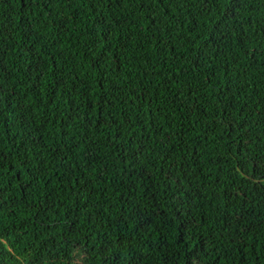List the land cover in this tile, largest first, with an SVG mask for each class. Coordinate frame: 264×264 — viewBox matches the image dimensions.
Here are the masks:
<instances>
[{
	"label": "trees",
	"instance_id": "1",
	"mask_svg": "<svg viewBox=\"0 0 264 264\" xmlns=\"http://www.w3.org/2000/svg\"><path fill=\"white\" fill-rule=\"evenodd\" d=\"M191 45L242 60L240 111L186 87ZM253 110L264 0H0V264H264Z\"/></svg>",
	"mask_w": 264,
	"mask_h": 264
},
{
	"label": "clouds",
	"instance_id": "2",
	"mask_svg": "<svg viewBox=\"0 0 264 264\" xmlns=\"http://www.w3.org/2000/svg\"><path fill=\"white\" fill-rule=\"evenodd\" d=\"M206 48L199 45H191L187 49L188 53H184L178 59L176 64L184 70V82L188 89L203 92L210 102L217 108L221 107L226 101L234 102L238 107L236 111H240L246 104L245 96L238 88L237 80L232 73V68H238L242 64V60L234 61L232 65L224 58V64L218 63V59L204 56ZM229 76L230 80H226ZM235 111V112H236ZM241 128H243V136L237 139L243 143L252 142V146L259 152L258 159L264 164V110H253L246 113L240 120ZM215 142L216 146L233 145V141L219 140ZM214 158H225L229 164L230 175L237 174V181L243 184L252 183V177L247 169H244L236 158L225 150H216ZM40 180V179H36ZM82 186V185H81ZM81 186H77L74 194L78 193ZM94 185H88L82 189L83 193L91 195ZM81 203V202H80ZM130 203V204H129ZM127 205L133 207L131 202ZM134 208V207H133ZM2 243L8 244L5 240ZM8 252H13L11 246H8ZM9 255L10 264H16L15 255ZM20 264V263H17Z\"/></svg>",
	"mask_w": 264,
	"mask_h": 264
},
{
	"label": "bare ground",
	"instance_id": "3",
	"mask_svg": "<svg viewBox=\"0 0 264 264\" xmlns=\"http://www.w3.org/2000/svg\"><path fill=\"white\" fill-rule=\"evenodd\" d=\"M207 1V0H206ZM79 210V209H78Z\"/></svg>",
	"mask_w": 264,
	"mask_h": 264
}]
</instances>
